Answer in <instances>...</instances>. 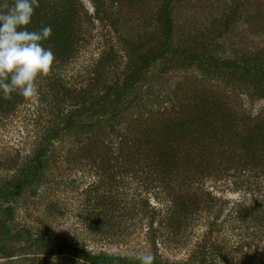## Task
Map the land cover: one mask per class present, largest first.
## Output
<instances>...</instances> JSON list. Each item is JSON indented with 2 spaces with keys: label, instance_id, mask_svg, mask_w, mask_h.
<instances>
[{
  "label": "rangeland",
  "instance_id": "374dc122",
  "mask_svg": "<svg viewBox=\"0 0 264 264\" xmlns=\"http://www.w3.org/2000/svg\"><path fill=\"white\" fill-rule=\"evenodd\" d=\"M80 1L88 12H94L89 0ZM103 1L114 3L112 11L119 20L120 41L127 42L139 53L151 51L163 43L165 32L160 18L166 3L170 5L173 25L171 49L193 44L195 47L216 45L222 57L238 64L250 53L264 52V0ZM230 15L233 20L225 32ZM102 27L100 22L96 23L97 36H101ZM105 36L101 43L98 37L92 35L89 39L86 35L83 49L88 52L81 53L83 65L91 53L96 54L102 49L100 44L118 48L116 35L105 33ZM72 73L73 68L69 69V74ZM142 77L143 80L127 96L126 109L118 106L112 130L103 124L101 134L97 133V128L81 137L72 133L63 136L64 142L57 144L63 146L58 147L48 164V171H45V183H38L36 191L12 203L15 225L31 229L33 237L43 234L91 255L123 257L128 261H136L140 254L150 252L157 253L162 262L169 264H201L205 257L201 256L202 250L209 256L217 250V262L222 259L220 255L231 251L233 258L229 254L230 262L252 264L247 257L254 256L259 259L256 264H260L264 257V229L261 226L253 229L252 233L258 231L255 240H261V243L257 245L255 240L251 243L246 236L247 223L238 222L234 213L238 211L244 216L248 207L253 205L257 193L250 184L258 186L260 182L264 186V181L259 178H255L258 182L250 179L248 187L237 186V181L247 179L244 178L246 174L255 176L260 168L259 165L252 168L250 159H245V147L241 145L244 137L236 138L239 134L232 127L215 125L217 120L209 117L203 126H214L208 133L213 131L218 141H231V145L225 146L221 153L213 151L212 155L204 157V151L193 147L195 152L190 151V137L199 135L200 132L195 130L199 124H189L186 131L183 121L190 116L184 107L191 100L189 97L194 93H197L194 97L209 95L228 111L236 129H244L240 136L249 135L250 128L258 122L253 119L264 117V99L253 100L247 90L230 84V80L235 79L207 77L195 66L187 67L181 58L169 54L145 71ZM19 97L23 104H14L13 110L8 107L0 109V184L19 178V171L32 157L42 136L40 121L49 116L46 110L38 109L39 102ZM112 112L113 108L107 116H114ZM27 118L29 122H26ZM247 120H250L248 127ZM168 134H171L169 138H178L179 135L188 143L167 142ZM201 138L208 143L204 136ZM136 140H147L162 153L168 151V144L173 142L179 170L174 175H167L150 168L152 153L148 146L142 153L131 156L127 144ZM69 141L73 143L69 147L71 151H68ZM77 141L80 142L74 147ZM238 141L240 150H234L232 146ZM246 166L249 168H244ZM229 170H232L229 175H224ZM238 173L243 178H233ZM187 176L188 180H193L185 182ZM40 191H45L46 196ZM97 197L102 198L100 203ZM261 199L264 197L257 200L258 204ZM179 201L189 202L191 212L180 230L174 228L178 237L170 239L168 233H155L161 232L160 219L177 215L174 211ZM3 216L0 209V219ZM179 223L181 221L177 220L176 224ZM161 235L164 238L160 241ZM152 240L156 241L154 246ZM13 244V250L18 246L30 247L21 233ZM43 253L42 247L32 246L23 259L8 260L0 256V264L48 263ZM67 259L56 258L50 262L91 264L85 258L71 262Z\"/></svg>",
  "mask_w": 264,
  "mask_h": 264
},
{
  "label": "trees",
  "instance_id": "16d2710c",
  "mask_svg": "<svg viewBox=\"0 0 264 264\" xmlns=\"http://www.w3.org/2000/svg\"><path fill=\"white\" fill-rule=\"evenodd\" d=\"M89 2L94 7L93 13L88 12L80 0H39V7L35 9L30 27L33 30H39L46 25L52 27V35L44 46L52 49L55 61L50 72L38 79L37 95L28 99H34V101L39 102L41 105L38 109L46 110L49 116L42 118L40 121L43 129L42 136L39 137L40 141L33 150L32 157L23 166L24 168L19 171V178L9 179L5 183L0 184V209L4 214L0 219V256H2V259L11 260L17 257L23 259L25 252L33 246L36 248L42 247L43 255L46 258L45 261H48V263L44 264H51L50 261H53V258H68L67 260L70 262L77 258H85L91 264H139V260L128 261L123 257L91 255L78 247L43 234L33 237L31 229L25 227L21 229L15 225L12 203H15L21 196L27 193L30 195L32 191H36L38 183L42 185L45 183L43 181L45 179V171H48V164L52 162L58 147L63 146V144L59 146L57 144L64 142V135L72 133V135L77 134L76 137H81L85 135V132L87 133L97 128V133L101 134L104 130L103 124H107L112 130L111 125L112 121L117 118L114 114L117 113L118 106L126 109L124 104H128L129 97L127 96L134 86L143 80L142 74L148 71L158 60H162L166 54L181 58L185 66H195L207 77L214 75L215 78L229 77L230 79H235L230 80L232 81L230 84L247 90V93L253 96V100L254 98L264 99V52L250 53L244 57L241 64H238L232 59L228 60L222 57L221 51L216 48V45L203 47V44H201L199 47H195L193 44L186 48L172 47L171 49L170 39L173 25L170 18V5L166 3L160 18L161 27L164 28L165 32L163 43L151 51L146 50L143 53H139L134 48L131 49L127 42L120 41L117 30L119 20L112 11L114 3L111 5L103 0H89ZM4 3L11 4L12 0L0 1V5ZM232 20L233 16L230 15L225 25V32L229 29V22ZM99 22L103 26L101 36L99 34L97 36L94 29L96 23ZM105 33H108V36L110 34L116 35L119 41L118 48H110L107 44L103 47V44H100L102 49L100 51L96 49L98 51L96 54L91 53L90 59L86 60L83 65L81 53L85 51L83 43L86 35L89 39L92 38V35L96 36L103 43L106 37ZM111 40L113 41V39ZM87 52L85 51V53ZM79 64L83 66V69H78L80 68ZM71 68H73V73L69 74V69ZM226 81L228 82L229 80ZM196 94L194 93L190 96L189 99L191 98V100L184 106L186 114H190V116L183 121V129L187 131L188 126L199 124V127L195 129L200 132L199 135H191L190 137V151L192 152L193 148L194 150L204 151L203 156L205 157L207 154L212 155L213 151L221 153L225 146L230 147L231 141L220 142L215 138L213 131L208 133L211 129L210 127L214 125L203 126L205 124L204 121H207L209 117H214L218 122L215 125L219 124L222 128L230 126L239 134L236 138L244 137V144L242 143L241 145L245 147V159L246 157L250 159L252 168L258 165L260 167L258 168V174L255 176L245 173L247 177L244 178L247 179L237 181L239 183L237 186L240 188L248 187L251 183L249 180H256L255 178L264 181V117L258 116L256 119L254 118L253 120H258V122L250 128L251 132L249 135L240 136L244 129L242 131H239V127L236 129L233 118L229 117L228 111L223 108L220 102H214L209 95L205 96L204 94L194 97ZM19 98V95L13 94L11 99H0V109L8 107L13 110L14 104H23L24 101H19ZM112 108L113 112L111 114L114 116H107ZM34 118L36 119V117ZM26 122H29L28 118ZM249 123L250 120H247V127ZM254 130L256 134L252 135ZM168 135L169 138L171 134ZM202 136L208 139V143L204 142V139L201 138ZM176 140L188 143L186 140L181 139L179 135L178 138L174 136L166 139L167 142ZM79 142L77 141L74 147ZM70 144L73 146V143L69 141L68 151H71L69 148ZM128 145H130L131 156H135L138 152L142 153L145 146H148L150 148L149 152L152 153L151 160H149L150 168H154L162 174L174 175L179 170V158L178 154L174 153L175 146L173 142L168 144V148H166L168 151L163 150V153L159 152L153 143L147 140H136ZM239 146L240 141L233 145L232 148L240 150ZM244 168L249 167L246 166ZM231 171H227V174L224 175H229L228 173ZM239 177L241 176L238 173L233 178L240 179ZM192 180H188L187 176L185 182ZM250 187L257 193V196L253 199V205L248 207L244 216L239 215L238 211L234 213L238 222L241 224L247 223L246 236L253 243L256 239L255 234L258 232L252 233L253 229L259 226L264 229V213H262L264 200L261 199L260 203H257L259 198L264 197V186L259 182L258 186L250 184ZM250 187L247 189H250ZM44 192L40 191V194L46 196ZM97 199L99 203L102 201V198L97 197ZM2 204L5 207H2ZM175 206L176 211H174V214L177 213L179 217L177 215L164 216L160 219L159 229L161 232L155 233H168V237H171L170 239L178 237V232L174 228L176 227L180 230L181 226L185 224L183 223L184 219H188L191 211H189V202L179 201ZM177 220H180L182 224H176ZM20 233L27 239L30 247L18 246L17 250H13V242L19 239ZM252 234L254 235L251 236ZM163 238L164 235L159 237L158 240ZM255 243L258 245L261 240H255ZM152 244L154 246L156 241L152 240ZM206 249L207 251L209 250L207 246ZM255 249L258 250V246H255ZM17 253L18 255H16ZM262 253L264 255V249ZM229 254L233 258L231 251ZM229 254L220 255L222 259L217 262L215 260L218 257L217 250L211 253L210 256L206 251L202 250L201 256L205 257L202 259L201 264H239L236 261L234 262V260L230 262L231 260H228ZM153 255L155 257L154 264H169L162 262L158 258L157 253ZM247 258L252 264H256L257 260H259L254 256H248ZM29 264L34 263L30 262ZM240 264L245 263L240 262ZM260 264H264L263 256Z\"/></svg>",
  "mask_w": 264,
  "mask_h": 264
},
{
  "label": "clouds",
  "instance_id": "9594fccd",
  "mask_svg": "<svg viewBox=\"0 0 264 264\" xmlns=\"http://www.w3.org/2000/svg\"><path fill=\"white\" fill-rule=\"evenodd\" d=\"M38 7L39 0H12L11 4L0 5V99H11L13 94L34 97L38 79L53 67L55 55L44 46L52 27H30ZM137 259L139 264H154L155 257L149 252Z\"/></svg>",
  "mask_w": 264,
  "mask_h": 264
}]
</instances>
